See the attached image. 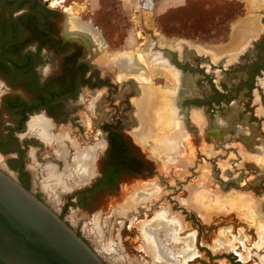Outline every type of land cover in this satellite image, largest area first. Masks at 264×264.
<instances>
[{"label": "flooded vegetation", "instance_id": "1", "mask_svg": "<svg viewBox=\"0 0 264 264\" xmlns=\"http://www.w3.org/2000/svg\"><path fill=\"white\" fill-rule=\"evenodd\" d=\"M68 1L54 4L53 0H0V170L54 210L106 264H153L141 225L150 221L162 206L169 207L171 221L176 218L184 225L179 239L193 238L194 254L184 261V242L167 243L163 232L156 235L169 247L177 264H264V242H260L254 227L249 225L255 230L254 235H247L244 230L239 236L235 227H227L228 231L216 240L218 215H210L211 212L206 215L188 207L187 204L192 205L193 196L188 199L191 194H186L187 198L184 194L187 183H190L189 192L190 187L195 186L196 190V185L200 187L203 183L204 186L207 182L237 185L241 190L249 184L264 182V178L250 181L247 174L245 180L241 177L245 170L246 173L252 172L251 177L257 175L246 166L247 162L238 166L241 160L239 145L249 148L237 141L250 135V131L246 129L240 136L232 137L229 144L224 141L220 148L210 146L208 152L197 147L201 155H197V148L193 150V161L187 166L196 170H191L186 182L183 183V177L179 181L177 175L181 174V168L177 172L178 166L167 169L163 162L153 157L152 139L144 135L141 128L137 129L134 114L136 109L139 110V100L145 96L142 87L159 98L163 97L160 100L164 106L167 88H159L157 93L149 75L129 72L119 61H104L106 55L114 54H108L107 43L101 34L68 12ZM248 1L251 7L258 9V35L240 51L213 59L210 54L192 47L193 50L185 49L188 59L180 61L179 48L183 46L177 48L178 44L172 49L175 56L160 54L163 59L169 56L170 60L165 64L192 86V98L182 102L179 117L185 116L186 109L191 120L193 112H201L207 121L214 122L216 116L211 117L208 113L217 112L218 118L232 115L227 121H236L235 126L245 123L248 118L250 125L259 126L258 132L264 137V122L261 123L264 121V0ZM243 25L238 36L244 30ZM160 59L151 55L149 61L155 63ZM140 60L149 68L145 59L140 57ZM224 63L228 68L223 66ZM244 71L247 74L242 77H248L247 82L230 78L231 75L238 77L236 74ZM255 93L258 95L256 102L253 100V96H257ZM170 98L173 101V96ZM260 103L263 105L261 114H255L254 107L259 108ZM223 111H226L225 115ZM249 112L250 115H246ZM40 118L49 122L51 140L41 139L31 132L33 121ZM63 132L67 135L60 136ZM55 137H63L64 146L59 145ZM263 141L260 139L261 143ZM228 146H235L232 152L238 163L234 165L236 161H233L234 171L229 168L230 164L221 166V163H230ZM88 149L93 153L91 168L89 176L82 180L78 174L83 175V172H74L75 157L78 150ZM69 165L74 173L66 178L70 189L49 193L45 188L47 167L53 166L59 173H64ZM201 168L206 170L202 172ZM169 172L168 177L164 175ZM223 173L225 179L220 177ZM203 176L209 178L202 180ZM197 177L202 180L198 179L200 183H197ZM169 179L176 181L177 185H171ZM220 189L226 195L231 192L238 196L250 195L232 189L225 191L226 187ZM152 191L164 192L155 197H160V201L165 197L168 204L154 198L151 203L141 202L131 210L125 212L123 209L124 212L119 213L120 205L128 199L138 197L142 192L153 196ZM106 192L115 205L112 221L118 241L114 243L117 253L112 252L111 259L106 257L108 253L103 255L96 248L98 240L90 232L92 227L72 221L76 208L84 202L100 201ZM250 196L262 202L264 215V198ZM232 212L235 213L231 211L229 215ZM126 213V216H119ZM99 218L105 234L107 220L102 223L103 214ZM227 242H231L233 248L226 247Z\"/></svg>", "mask_w": 264, "mask_h": 264}, {"label": "rangeland", "instance_id": "2", "mask_svg": "<svg viewBox=\"0 0 264 264\" xmlns=\"http://www.w3.org/2000/svg\"><path fill=\"white\" fill-rule=\"evenodd\" d=\"M257 1L259 0H256L255 2ZM66 6H70L68 12L71 15L78 17L79 20L86 23L87 25H90L99 34H101V37L106 41L108 54H114V55L111 56L106 55L105 58H103L104 61L114 60V61H119L121 63L123 62L121 66L124 67V69H127V71L132 70L129 72H140V75H146V76L149 75L151 77V82L154 88L156 89L160 88V90H163V87L167 88L166 91L168 92H165V94L168 95L164 97V101L167 102H166V106H164L163 104L165 103L162 104L160 100V98L163 97L159 98V96H157L156 94H152V91L145 90V88L142 87V89L148 92V97L146 99V102H141L142 103L140 106L141 109L135 111L137 113V118H135L137 122V129H139V122H140V128L143 131V134L146 136H150L149 139H152V142L156 140L155 142L157 144L156 146L157 148L154 147L151 150V152L154 153L156 152L155 153L156 156L154 155L155 158L160 162H163V164L167 167V169H171L172 167L178 166V168L176 167L177 168L176 172H177L179 171V168H181L180 170L181 174L177 175V177L179 181H181L180 179H182L183 177L184 178L183 183L186 182L187 177L191 172V170L193 171L196 170L195 168L192 169L193 167L187 168V166L192 163L193 149L196 150L197 147L200 148L201 145L203 144L202 145L203 148L201 147L202 151L208 152L209 149H207V147L211 144L208 143V139L204 140L202 138L201 133L199 135V132H196L197 129L203 130L204 132L203 127L205 125L200 126L198 124H195V122H192L190 118L192 124L190 123L189 126L191 129L187 128L185 116L179 117L177 115L178 110H180V102L182 101V99L179 98V92L181 87L186 84V81L182 76L179 77L174 71L173 72L171 71L173 70L172 67H170L168 64H165L166 62L167 63L169 62L168 58L166 57L167 59H163L161 54L156 49L158 48L175 49L176 47L179 48L180 46H182L180 43H183L189 45L190 47L195 48V50L197 51L200 50L206 52V54H210L213 59H218L223 56L232 55L233 53L240 51L244 46H246L247 43H249L252 39L257 37L258 34L251 35L247 40L243 42L242 40H240L241 38L239 36L246 31V28L251 23L254 22V19H256L257 21L258 9H254L253 7H251L248 0H69ZM244 22L246 23L244 24ZM242 25L244 30L238 36V31L242 27ZM177 44L179 45L176 46ZM179 51H180V56L184 57V55H186L185 60H187L189 56L186 53L185 48H179ZM141 52H143L144 55L142 56V59H145L149 68H146L147 65H144L145 63L141 62L140 58L136 56V53H141ZM151 55L155 57H161V59L153 63L149 61ZM131 59H133V61H135V63L139 65L137 69L128 68L127 66L129 65L128 62H131L132 61ZM206 63L207 61L204 62V64ZM159 68H163V69L160 70ZM244 74L246 75L247 72L245 71L239 72L236 74L238 75V77L231 75L230 78L232 79V81H239L241 83L247 82L249 78L242 77ZM199 84L202 87V83L200 82ZM187 86H188L187 88H189L188 93H191L190 90L192 89V86L189 83L187 84ZM202 91L205 93L204 90ZM172 96L173 98H175V100L177 99L179 103L178 105L179 107H176L177 113L173 124H164L162 123V121L159 120V116L161 117L163 111L169 108L170 99H172L170 97ZM253 97H254L253 99L254 102H256V100L258 99V95ZM157 98H159V100ZM139 104L140 103L137 104V108ZM261 105L262 103H260L259 108L254 107L255 114L260 113V107L263 106ZM173 111H175V109ZM222 113L223 115H225L226 111H223ZM250 113L251 112H249L246 115L249 116ZM193 114H195V112H193ZM208 114L211 117L216 116V118L218 119L217 112L214 113L212 112ZM168 117H170V114H168ZM229 117H232V115ZM229 117L227 116L225 118L227 119ZM182 119L183 121H181ZM263 122L264 121L261 120V123ZM219 123H221L220 120ZM261 123L258 124H260L261 126ZM208 124L209 123L207 122V125ZM223 124L224 122L221 123V126H223ZM233 124L227 126V132L225 134L229 135V137L230 134H232V131L233 133L235 132L234 131L235 124L234 125ZM155 135H158L159 138L155 139L156 138L154 137ZM227 138H224L223 140H227ZM205 141L208 143V145L207 143H205ZM159 142H161V144L163 145L160 146ZM167 142H170L171 144L174 143L176 144L172 147L170 146L169 150H166L165 147L167 145ZM211 143H216V142L212 141ZM229 148H235V146ZM250 150L251 147L249 151ZM197 151H198L197 155L198 156L201 155L200 150H198V148ZM159 152L161 153V155H159ZM231 155L232 158L235 160L236 157L235 154L231 152ZM237 155L239 154L237 153ZM263 155L264 153L261 154L259 157H261L260 158L261 161L264 162ZM256 157L257 156H254L255 159H257ZM238 158L240 159V157ZM242 158L243 156L241 157L240 161L244 160ZM229 159L230 156L228 155V160ZM226 163L227 162L221 163V166L225 167ZM74 170L75 172L78 171L77 164ZM200 170L204 171V169L202 168ZM170 173L171 172L165 173L164 175H167L168 177ZM246 174L249 177L248 179L251 181L256 182L259 180L258 178L254 179L255 177L250 179L252 174L251 171L244 174L245 178L247 176ZM223 176L224 173L220 177ZM203 178L202 180H205L207 177L203 176ZM198 179L199 181L201 180L200 177L199 178L197 177V183L199 182ZM248 179H246L245 181L246 183H248L247 182ZM171 181H172L171 185H175V186L177 185L176 181L173 180ZM214 184L213 183L209 184V182H207V184L203 186V183H201L200 187L196 185V188L198 187L196 190H195V186L194 188L190 187L189 192L187 190L189 188L190 183H187L185 187L184 184L183 187L185 188L184 191L185 198H187L186 194L190 193L191 195L188 199H191V197L194 196V192H199L198 191L199 189L200 192L201 191L206 192L211 190L210 192L216 197H225L226 194H222V192L220 191L221 190L220 187H223L224 189L225 186H223V184L221 183H219L221 184L220 187L218 186L219 184L218 185L216 183ZM208 186L210 187L208 188ZM214 187L217 188L216 189L217 191L215 189L212 190ZM240 192L250 193V195H253L257 198H264V182L254 185L249 184L246 189H243ZM159 193H164V192L152 191L151 194H153V196L142 192L141 194H139L141 198H138L139 196L134 198L132 197L127 200L128 202L126 201V203L120 205L119 213L124 212L123 209L125 210L127 207L129 210H131V208L140 204L141 202L151 203L153 202L154 198H157V200H159L160 197L158 196L155 197V195ZM230 194L237 195L233 192ZM108 195L109 192H106L104 194V198L102 197L100 201L94 200L91 203L84 202L82 205L76 208V210H74L72 221L80 222L83 223L84 226L92 227L90 228V232L94 236H97L96 239L98 240L97 241L98 243H95L96 248L99 249L101 254L103 255H105V253H108L109 255H107L106 257L111 259L110 254L112 252L117 253V249L114 246V243H118V241H117V233L114 230L115 226L112 221L115 205H114V201L110 200ZM250 195L246 196L248 199L250 198L251 200L249 204H247L248 207H245L246 212L242 211L241 209L235 210L234 208L233 210L231 208L225 210L224 208L219 210H213L211 208H204L206 210L197 209L199 212L206 211L205 213L207 215H209L210 212L212 213L210 215H218V217L216 218V222H217L216 237H215L216 240L218 239V237H220V235L223 232L225 233L228 231L227 227H235L238 236L242 232H244V230L247 231V235H254V233L256 232L255 230L249 227L250 225L256 229L260 242H264V228H263L264 215L262 213V209L260 206L262 202L255 200ZM176 199L179 200L180 198L177 197ZM166 201L167 199L164 197L162 201L159 200L158 202H161L163 204ZM167 204L168 203L166 202L165 205ZM238 208H240V206H238ZM231 211H235L236 214L232 212L229 215ZM163 212L166 214V216H168L166 217L167 221H171L169 219L170 216L169 207L164 208L162 206L160 211L154 213V217L150 221L141 225L142 226L141 230L143 226L146 225L148 230L149 229H151L150 231L153 230L152 232L154 236L157 235L158 232H163L165 240H167L166 241L167 243H169V241L172 243L182 242L179 239L180 232L176 236L173 235L170 236L167 233V231L163 229L162 225L157 224L159 223V221L157 222L156 220L157 214ZM101 214H103L102 223H105V220H107V224H106L107 227L104 228L105 234L103 233L101 228V222L99 218ZM258 214H260V216H258ZM126 215L127 213L124 215L120 214L119 216H126ZM242 215H246V216L243 217ZM95 222H98L101 229L100 231L97 230L95 226ZM257 225H259V227ZM260 230L263 232V234L262 232L260 233ZM96 231L101 233V234L99 233L100 236L97 234ZM126 239H127L126 241H128V238ZM262 245L263 244H261L260 246ZM166 247L168 248L169 252L172 253L169 247L168 246ZM226 247L233 248V244H231V242H227ZM172 255L174 258L175 256L173 253ZM173 260L176 264L177 263L176 260L175 259ZM153 264H164V263L156 262L153 258Z\"/></svg>", "mask_w": 264, "mask_h": 264}, {"label": "water", "instance_id": "3", "mask_svg": "<svg viewBox=\"0 0 264 264\" xmlns=\"http://www.w3.org/2000/svg\"><path fill=\"white\" fill-rule=\"evenodd\" d=\"M180 44L183 48H192L186 44ZM156 50L159 53L175 56V51L172 49L158 48ZM136 56L142 57L143 52L137 53ZM176 65L180 66L179 63ZM223 66L228 68L227 63ZM154 90L157 91V89ZM184 114L188 118L185 121L188 122L190 119L186 109ZM245 122L249 123L248 118ZM230 124L232 125L233 122L224 123L221 126L216 121L209 120L210 126L204 132L201 130L196 132H199V135L201 133L202 138L208 139V142L214 140L222 144L225 141L229 144L228 140L235 137V132H232L230 137L225 134ZM186 126L190 128L189 125ZM253 128L255 135L264 140L262 134L258 132L259 126L256 124ZM224 138H227V141L223 140ZM251 138L250 134L237 142L248 146L249 143L254 144ZM229 150L235 151L232 148ZM235 161L234 165L238 163L237 159ZM246 166L257 172V175L251 178H264V162L261 159L256 162L250 160ZM245 173L241 175L243 180H245ZM231 189L241 191L240 186L237 185H227L225 191ZM0 261L3 264H106L101 256L54 210L2 170H0Z\"/></svg>", "mask_w": 264, "mask_h": 264}, {"label": "bare ground", "instance_id": "4", "mask_svg": "<svg viewBox=\"0 0 264 264\" xmlns=\"http://www.w3.org/2000/svg\"><path fill=\"white\" fill-rule=\"evenodd\" d=\"M54 1V4H62L64 2V0H53ZM56 6V5H55ZM254 27V25H252ZM247 27V26H246ZM254 30V29H253ZM165 43V42H164ZM186 49V48H185ZM180 55V54H179ZM134 56V54H133ZM169 56H167L168 58ZM123 59V58H122ZM120 59V60H122ZM125 59V58H124ZM128 59V57H127ZM132 61L131 62H128L129 65L128 68H131V69H137L139 67V65H137L135 63V61H133V59H131ZM170 60V59H168ZM179 60L180 61H185V58L183 56H179ZM124 61V60H123ZM126 61V60H125ZM123 63V62H122ZM122 65V64H121ZM160 70H162L163 68H159ZM149 70V69H148ZM129 71H132V70H129ZM173 72V70H171ZM150 72V71H149ZM177 76V75H176ZM178 77V76H177ZM187 84L183 85L180 89V92H179V98L182 99V101L180 102V110H182V102H184V100L186 98H192V93H188V89L187 88ZM142 93H145V96L141 97V99L139 100V109L140 106H141V102H146V99L148 97V92H146L144 89L141 90ZM191 91V90H190ZM157 92V91H156ZM192 92V91H191ZM159 93V92H157ZM150 94V93H149ZM152 95V94H151ZM156 96V95H155ZM151 97V96H150ZM156 98V97H155ZM152 99V98H151ZM138 103V102H137ZM179 103L177 101V99L175 100V98H173V101L170 100V103H169V110H164L163 113H162V116L160 117L159 116V120L162 121V123L164 124H173V122L175 121V117H176V107H179L178 106ZM171 109V110H170ZM175 109V111H173ZM137 110V109H136ZM161 110V109H160ZM180 110H178V113L177 115H179V112ZM172 111V112H171ZM136 113V112H135ZM182 113V111H181ZM168 114H170V117H168ZM136 115V118H137V113L135 114ZM141 117V116H140ZM145 117V116H144ZM185 119H188L186 116H185ZM184 119V120H185ZM190 119V118H189ZM193 120L196 124L200 125V126H204V130L210 126L209 124L207 125V122L209 123V121H207L204 117H203V114L201 112H198V113H195L194 116H193ZM218 120H223L224 123H230L228 122L226 118H218L216 120V122ZM144 121V120H143ZM139 122V121H138ZM191 123V120H189L188 122H186L187 125H190ZM219 125H221V123H219ZM235 126V125H234ZM169 127V126H168ZM206 127V128H205ZM238 127H241L240 130L241 132H243L244 130H248L250 131L251 133V141L254 142L251 143L250 145L248 144V146L251 147V154L254 158V154L256 152V149H259L261 147V142H260V139L258 138V135H255V131H254V126H251L249 123L245 122L243 124H236L235 126V133H237V130L236 128ZM50 124L49 122H47L45 119H37V120H34L32 125H31V132L32 133H35L36 135H38L41 139H45V140H51L53 138V136L51 135L50 133ZM188 128V127H187ZM139 129H140V122H139ZM167 130V129H166ZM198 130V129H197ZM200 130V129H199ZM240 130L239 133H240ZM203 132V130H201ZM233 132V131H232ZM234 133V134H235ZM162 134V133H161ZM241 134V133H240ZM254 134V135H253ZM67 134L65 132L61 133L60 136H66ZM236 135V134H235ZM155 137V136H154ZM159 138L158 136L155 138L157 139ZM56 140H59V144L61 146H64V138L63 137H58V138H54ZM153 139V140H155ZM156 141V140H155ZM153 141L151 142V146L152 148L156 147L157 144L156 142ZM212 141L214 140H210L208 143L211 144L207 147V149L210 150V146L211 147H221V144H218V143H211ZM160 143V146H162L163 144ZM205 143H207L205 141ZM204 143V144H205ZM207 143V145H208ZM176 143L174 144H171L170 142H167V145L165 147L166 150H169V147L171 146H174ZM264 146V145H263ZM202 147V145H201ZM216 147V148H217ZM157 148V147H156ZM203 148V147H202ZM154 150V149H153ZM255 150V151H254ZM62 151V150H61ZM212 152V151H211ZM77 155L75 157V161L77 162V168H78V173H79V170L83 172V175H81V173H79V177L84 180L85 178H87L89 176V170L91 168L90 164H91V158L93 156V153L88 149V150H78L77 152ZM153 157L156 156V152H151ZM258 153V152H257ZM65 154V153H64ZM63 154V155H64ZM155 155V156H154ZM159 155H161V153L159 152ZM260 155V154H259ZM251 156V157H252ZM188 157V156H187ZM259 158V157H258ZM193 161V160H192ZM256 161H259V159H255V162ZM176 162V161H175ZM228 164V163H227ZM203 169V168H202ZM202 171V170H201ZM75 172V170H74ZM203 172V171H202ZM74 173H72V168H71V165L67 166L66 167V170L64 173H59L55 167L53 166H48L47 167V179H46V182H45V188L46 190L49 192V193H52V192H56L57 190L59 189H70V186L68 184V181L66 178H70L73 176ZM222 183V182H221ZM218 185V184H217ZM219 186V185H218ZM221 186V184H220ZM210 187V186H209ZM212 187V186H211ZM226 187V186H225ZM198 188V187H197ZM196 188V189H197ZM204 189V188H203ZM225 189V188H224ZM202 190V189H201ZM214 190V188L212 189ZM199 192H194V196H193V200L191 201V204H187L188 207H191V208H196V209H203V210H206L204 208H211L213 210H219V209H223V208H226V207H231V208H235L237 206H240V205H245V204H249L248 200H244V198L240 199L238 197H234L233 199L231 198H226V197H216L214 196L210 191H205L206 192H200V189L198 190ZM217 191V190H216ZM220 192V191H219ZM223 194V193H222ZM230 194V193H229ZM216 195V194H215ZM228 195V194H227ZM231 195V194H230ZM237 196V195H236ZM134 198V197H133ZM138 198H141V196H139ZM251 201V200H250ZM128 202V201H127ZM248 202V203H247ZM255 203V202H254ZM251 205V204H250ZM248 206V205H247ZM252 206V205H251ZM261 206V204H260ZM131 208V207H130ZM230 209V208H229ZM241 208H236L235 210H239ZM128 210V207L125 209V211ZM225 210V209H224ZM233 210V209H232ZM256 211V210H255ZM259 211V209H258ZM167 212V211H166ZM206 212V211H205ZM246 212V211H245ZM256 214V213H255ZM207 215V214H206ZM243 217H245L246 215H242ZM258 216H260V214H258ZM168 216H166V214L163 212V213H158L157 214V222L159 221V225H162L163 229L167 231V233L171 236H176L179 232L183 231L184 229V225L181 223V221H178V220H175V221H167V218ZM207 217V216H205ZM211 217V216H210ZM254 218V217H253ZM252 218V219H253ZM262 219V218H261ZM253 221V220H252ZM255 221V220H254ZM262 222V221H260ZM147 223V222H146ZM152 223V222H151ZM250 224V223H248ZM255 224V223H254ZM258 224V222H257ZM262 225V223H261ZM95 226L97 228V230H101L100 229V226L98 224V222H95ZM259 227V225H257ZM264 228V227H263ZM151 229H147V226L144 225L143 228H142V232H143V235H144V239L147 241L148 245H147V252L154 258V260L156 262H159V263H164V264H175L174 262V258H173V255L172 253L169 252L168 248L166 247V245L162 244V242H160V240L156 237V235L154 236L153 235V230L150 231ZM97 232V231H96ZM262 231L260 230V233ZM100 232H97V234L99 235ZM157 233V232H156ZM259 233V232H258ZM101 234V233H100ZM263 234V232H262ZM100 236V235H99ZM103 238V237H102ZM176 238V237H175ZM181 240V239H180ZM167 241V240H166ZM184 242V243H183ZM182 243L185 245L184 247V250H183V254H182V258L184 261H186V258H189L191 257L193 254H194V248H193V238L189 237L187 239H183ZM191 259V258H190ZM189 260V259H188ZM187 260V261H188ZM177 264V263H176Z\"/></svg>", "mask_w": 264, "mask_h": 264}, {"label": "crops", "instance_id": "5", "mask_svg": "<svg viewBox=\"0 0 264 264\" xmlns=\"http://www.w3.org/2000/svg\"><path fill=\"white\" fill-rule=\"evenodd\" d=\"M252 25H254V27L252 26ZM257 25H258V22L256 21V20H254V22L253 23H251L247 28H246V31L245 32H243L239 37L241 38L240 40H242L243 42L245 41V40H247L251 35H255L256 34V30H257ZM254 29V30H253ZM230 62V61H229ZM196 113V112H195ZM198 113V112H197ZM193 114V113H192ZM193 116H194V114H193ZM193 116H192V122H194V120H193ZM221 121V123H223V120H220ZM218 125H219V120L216 122ZM192 124V123H191ZM196 124V123H195ZM240 128L241 127H238V128H236V130H237V133H235L236 135L235 136H240L241 134H242V132H241V130H240ZM238 130H240V133H239V131ZM264 141L261 143V147L259 148V149H256V152H255V156H257L256 158L257 159H260L261 157H259L262 153H263V150H264ZM194 150V149H193ZM239 152H240V155H241V157L243 156V158L242 159H244L243 161H240L239 163H238V166H243V164L245 163V162H248V161H255V159L253 158V156H252V154L250 153V151H249V149H244L241 145H239ZM258 152V153H257ZM260 154V155H259ZM229 156H230V159H229V161H230V163L229 162H227L226 164H225V166L226 165H229V168H233V171H234V165H233V161H234V159L232 158V155H231V153L229 154ZM236 156V155H235ZM252 156V157H251ZM259 157V158H258ZM237 158V157H236ZM204 170H206V169H204ZM209 174V173H208ZM205 175H206V173H205ZM205 177H207V178H209L208 176H205ZM221 178H226V175H225V173H224V176L223 177H221ZM221 183V182H220ZM221 184H223V182L221 183ZM223 186H227V185H225V184H223ZM232 193V192H231ZM226 198H231V199H233L234 197H238V198H240V199H242V198H244V200H248V202H250V198L248 199L246 196H236V195H226L225 196ZM243 200V199H242ZM247 202V203H248ZM245 207H248L247 206V204H245V205H240V208H241V210L242 211H245ZM229 208H231V207H229ZM236 208H238V206L237 207H235L234 209H236ZM224 209H228V207H226V208H224ZM231 209H233V208H231ZM252 212V211H251ZM225 246V245H224Z\"/></svg>", "mask_w": 264, "mask_h": 264}, {"label": "trees", "instance_id": "6", "mask_svg": "<svg viewBox=\"0 0 264 264\" xmlns=\"http://www.w3.org/2000/svg\"><path fill=\"white\" fill-rule=\"evenodd\" d=\"M1 264H3L1 261H0Z\"/></svg>", "mask_w": 264, "mask_h": 264}]
</instances>
